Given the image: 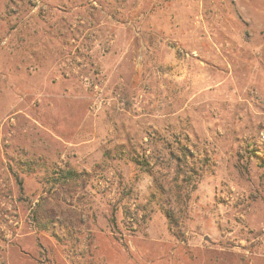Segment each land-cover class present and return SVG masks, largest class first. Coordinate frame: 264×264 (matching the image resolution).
I'll return each mask as SVG.
<instances>
[{"label":"rangeland","instance_id":"374dc122","mask_svg":"<svg viewBox=\"0 0 264 264\" xmlns=\"http://www.w3.org/2000/svg\"><path fill=\"white\" fill-rule=\"evenodd\" d=\"M0 264H264V0H0Z\"/></svg>","mask_w":264,"mask_h":264},{"label":"trees","instance_id":"16d2710c","mask_svg":"<svg viewBox=\"0 0 264 264\" xmlns=\"http://www.w3.org/2000/svg\"><path fill=\"white\" fill-rule=\"evenodd\" d=\"M178 145L177 148L170 151V161L172 165H174L176 179H178L176 182L178 196L181 197L183 194L188 197L189 193L196 188V181L203 176L205 166H207L209 160H199L196 158L195 153L187 144L179 142ZM134 161H136L141 167H144V169L145 167L147 169H150L151 167L150 162L145 156H142V158H136ZM78 177L79 174L73 170L62 171L59 178L56 179V183H61L63 180L67 181V179H75ZM179 181L180 183H178ZM187 185H192V190L191 188L188 190L189 186L187 187ZM166 214L170 221L173 222L175 215L173 210H169Z\"/></svg>","mask_w":264,"mask_h":264},{"label":"water","instance_id":"95a60500","mask_svg":"<svg viewBox=\"0 0 264 264\" xmlns=\"http://www.w3.org/2000/svg\"><path fill=\"white\" fill-rule=\"evenodd\" d=\"M207 239H208V237H207Z\"/></svg>","mask_w":264,"mask_h":264}]
</instances>
